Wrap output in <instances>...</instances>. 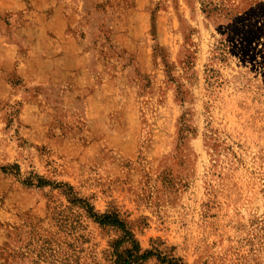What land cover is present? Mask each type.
Segmentation results:
<instances>
[{"label":"rangeland","instance_id":"rangeland-1","mask_svg":"<svg viewBox=\"0 0 264 264\" xmlns=\"http://www.w3.org/2000/svg\"><path fill=\"white\" fill-rule=\"evenodd\" d=\"M221 3L0 0V264H109L56 184L142 250L264 264V0Z\"/></svg>","mask_w":264,"mask_h":264},{"label":"trees","instance_id":"trees-1","mask_svg":"<svg viewBox=\"0 0 264 264\" xmlns=\"http://www.w3.org/2000/svg\"><path fill=\"white\" fill-rule=\"evenodd\" d=\"M221 0H200L202 12L211 15L217 12L221 5ZM11 168H17L13 165ZM5 171V168H1ZM35 181H24V185L32 188H43L51 186L48 182L38 176H34ZM55 189L61 191L70 204L79 205L84 213L94 223L102 227L111 228L116 232V239L110 245L108 252L109 264H147L154 261L155 264H183L182 260L172 254H167L166 251H160L159 246L156 245L148 250H142L139 242L130 230V226L126 223L116 211H106L99 214L94 210L86 200L78 199L72 188L65 184H56L53 186Z\"/></svg>","mask_w":264,"mask_h":264}]
</instances>
